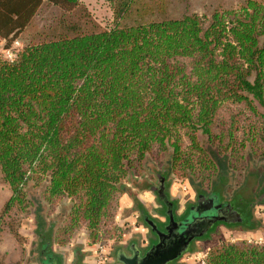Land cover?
<instances>
[{
    "label": "trees",
    "instance_id": "obj_1",
    "mask_svg": "<svg viewBox=\"0 0 264 264\" xmlns=\"http://www.w3.org/2000/svg\"><path fill=\"white\" fill-rule=\"evenodd\" d=\"M105 2L107 24L84 0H0L5 48L23 43L0 57V264L82 228L120 244L128 183L148 189L136 173L165 155L200 192L264 193V0ZM204 248L205 264H264V240Z\"/></svg>",
    "mask_w": 264,
    "mask_h": 264
},
{
    "label": "flooded vegetation",
    "instance_id": "obj_2",
    "mask_svg": "<svg viewBox=\"0 0 264 264\" xmlns=\"http://www.w3.org/2000/svg\"><path fill=\"white\" fill-rule=\"evenodd\" d=\"M150 175H152V174L150 173ZM139 178H142V177L140 176ZM167 178H168V172H164V174L159 173L158 174V185L159 184L161 185V182L164 181L165 192L169 195L171 202H173L175 204V214H176V218L178 221L181 220L182 218L189 217V215L192 214V211H194L192 208L194 206H197V204H199V201L201 203V210L209 208V205H207L205 200H203V198H202L203 195H205L208 199L213 198L215 200L214 205H211L213 210L216 209L215 208L216 206L220 207L222 204L231 203L233 205V207L235 209L239 210V212L243 216L242 220L238 223L239 225L227 226L224 223L215 224L212 227V229L208 231L207 235L205 236L206 238L195 240L193 242L192 246L189 248V250L187 251V253H185L184 256H182L181 258H179L178 260H176L174 262H171L170 264H178L181 260H184V257H187V255H190V254L192 255L194 252L193 248L195 246H200L201 244H205L204 242H206L208 240L210 241L211 238L219 232V230L221 229L220 227H222V226L224 228H228V230L234 231L235 233H244V232L250 233V232H253L254 230L259 229V227L255 228V229L246 228L243 226V222L244 223L248 222V220H247L248 214L253 215V217H254L253 220H255V218L257 220L261 219V217H258L255 214V208L258 207V203L264 198V193H262L260 196H258V199L252 198L254 195L253 194V195H251V197L249 199L245 200V197H247V195H249V193L246 192V193H243L242 196H240V199L236 200V199L230 198L229 200H222L216 194H208V191L200 192L199 190H196L195 191L196 192L195 197L194 198L191 197V198L187 199L186 194L181 190H178V192L176 194H173V192L171 191L173 185L170 187V183H168ZM149 180L150 179L146 176L144 181H149ZM144 181H143L142 185L144 184L145 186H147L146 182L144 183ZM149 185L150 186H147L148 189L140 190L135 185H133L131 182L128 183V186L131 188L132 191H134V192H132L131 196L135 197V201L137 200L138 196L140 197V198L138 197L140 203H138V201H136L135 207L130 208L131 212L134 213L132 216L134 219H136V221H137V219H139V221H140L143 214L149 215L150 217H152L157 222V224H159L161 226V228L163 227V230H165L164 226H166L168 224V216H167V210H166V207L164 206V204H161L159 202V199L157 198V200L155 199L156 204L160 203L162 205V206H160L161 208H159V204L156 205L154 201H152L149 204V206H147V200L142 199V197H141V195H143L144 192H146V191L150 192L151 194L154 192L152 190V187H155V186H153L152 184H149ZM138 204H139V206H138ZM141 205L143 207H141ZM131 226H134V223ZM263 226H260V228L263 229L264 228ZM128 227H129V224H128ZM147 229H149V228H147ZM147 233H148L147 236L145 238H143V240L145 241L144 243H146V245H148L153 239H155V236L152 234L150 229L148 230ZM76 243H77V240L73 241L70 245H68V249H66L67 250L66 253H68L70 256H72L73 254L74 255L77 254L79 256L77 258L78 260H76L75 262L73 259L69 258L67 260V263H65L64 258L61 254L56 255V254L51 252V244L52 243L49 242L50 248L49 247L47 248V250L45 251V254L41 258L39 257L40 259L35 260V264H58L59 261L57 260V258H59L62 261V264H64V263L65 264H93V250H94L95 246L91 245L87 239L82 240L81 241L82 244L80 246L77 245ZM76 245L79 248H75ZM119 248H121L123 250V252H125L127 255H131V252L128 249L127 242L125 240H122L120 244L116 243L113 250H111L106 264H120L118 261L117 254H116V250H118ZM145 248L146 247H144L143 249H145Z\"/></svg>",
    "mask_w": 264,
    "mask_h": 264
},
{
    "label": "water",
    "instance_id": "obj_3",
    "mask_svg": "<svg viewBox=\"0 0 264 264\" xmlns=\"http://www.w3.org/2000/svg\"><path fill=\"white\" fill-rule=\"evenodd\" d=\"M152 190L157 194L159 202L166 207L168 216V224L164 226L166 231L152 217L144 215L143 221L155 239L145 249L132 245L129 249L131 255L118 250L116 254L120 264H170L184 256L193 242L205 237L215 224L224 223L231 226L238 224L243 218L231 203L216 206L213 210L211 205H214L215 200L203 195L202 198L209 208L201 210L199 201V204L192 208L194 211L189 217L178 221L175 204L165 192L164 181L159 188L152 187Z\"/></svg>",
    "mask_w": 264,
    "mask_h": 264
},
{
    "label": "rangeland",
    "instance_id": "obj_4",
    "mask_svg": "<svg viewBox=\"0 0 264 264\" xmlns=\"http://www.w3.org/2000/svg\"><path fill=\"white\" fill-rule=\"evenodd\" d=\"M84 1L89 5V7L93 11L94 15L96 16V18L102 24H107V22L111 18V12H110V10L108 8V5L106 4L105 0H84ZM18 40L21 42V45L18 48L21 49L23 43H22L21 39H18ZM7 56H8L7 55V49L4 46V41L0 42V57L9 60V58ZM165 156H163V158L161 159V162H146V164L147 165L148 164L151 165L153 167V169L155 168L156 170H159L158 172L157 171H153V173L151 172L152 175H150V171H148L146 173L145 169L142 172L141 171H137L136 176L138 178L137 181H138L139 184H142L143 181L145 180V179H142V178H139V177L142 174H145L150 180L149 181H144V183L146 182L147 186H150L149 184H152L156 188H159L160 184L158 185V174L159 173H163L164 174V172H168V169L170 168V165H168V163L165 162L166 161V157ZM255 178H257V177H255ZM167 179H168L167 180L168 183H170V187L173 185L172 186V190H171L172 192L175 190L173 192V194H176L178 192V190H181V191H183L186 194V196H187L186 198L187 199L191 198V197L192 198L195 197V193H196L195 191L198 190V189H197V187L195 188V186H193V184L191 183L190 178L188 176H182L178 172L173 170V171L168 172V178ZM246 183H247L248 187H252L253 183L251 181L248 180V181H246ZM204 189H206L207 191L210 190V188L208 186L204 187ZM233 189H235V188H233ZM233 189L229 190V192H228L229 195L232 194ZM131 192H134V191H131ZM144 194L147 196V199H146L147 200V206H149V204L152 201H154L155 204H156L155 199L157 200L158 196H157V194L155 192H153L151 194L150 192L146 191V192H144ZM120 202H121V208H120L119 213H118L117 222L119 224H121L124 228H127V232L124 234V237L122 238V240H124L127 233L131 234L132 232H134V229H133L134 226H131V225L134 223V220H136V219L133 218L132 215L134 213L131 212L130 208L135 207L136 201H135V197L134 196L124 194L122 196ZM131 202H132L133 205L131 204ZM158 204H159V208H161L160 206H162V205L160 203H157L156 205H158ZM129 205H132V207L129 206ZM61 210H62V206L59 207L58 209H56V211H54L55 212L54 215H58L61 212ZM255 214L258 217H261V218L264 219V205L256 207L255 208ZM136 223L137 224L140 223L139 219H137ZM128 224H129V227H128ZM138 227H140V226H138ZM220 228L221 229L219 230V232L216 235H214L211 238V240H210V244L213 245V246L215 245V243H218V242H220L222 240H226V239H229V238H230V240L231 239H239V238H251V240L255 239V240H258V241L264 240V235L261 232L264 228L261 229L259 227L258 230H254L255 232L253 231V232H250V233H247V232L238 233L240 235H238L237 233H236L237 235H233L232 233L234 231L228 230V228H224L223 226L220 227ZM21 232L26 235V243L24 245L25 248H26V252L28 254L32 253L33 248L35 246V244H34L35 237H34V235L32 233V227L30 226V221H29V223L27 225H24L22 227ZM135 232H136V230H135ZM230 232H232V233H230ZM83 234H84V236L86 235V230L82 228V229L78 230L75 233V235L73 236L74 240H77L76 244L79 245V246L82 244L81 241L83 240ZM223 237H227V238L223 239ZM77 245H76L75 248H79ZM115 245H116L115 242L112 241V245H111L112 250H113ZM66 249H68L67 246L60 247V246L54 244L53 242L51 244V252L56 254V255L57 254H61L63 256V258H64L65 263H67V260L69 258L73 259L74 262L76 260H78L77 258L79 256L77 254L76 255L73 254L72 256H70L68 253H66L67 252ZM203 252L201 251L200 253L198 252L196 254L187 255L186 258L191 262L190 264H201V262H200L201 260H198V259H200L202 257ZM30 256H32V255L29 254L27 261H25L23 264H35V260H33Z\"/></svg>",
    "mask_w": 264,
    "mask_h": 264
},
{
    "label": "crops",
    "instance_id": "obj_5",
    "mask_svg": "<svg viewBox=\"0 0 264 264\" xmlns=\"http://www.w3.org/2000/svg\"><path fill=\"white\" fill-rule=\"evenodd\" d=\"M175 191V190H174ZM173 191V192H174ZM139 197V196H138ZM138 197H137V200L136 201H138V203H140V201H139V199H138ZM141 197H142V199H147V196L145 195V194H143V195H141ZM140 198V197H139ZM143 203V202H142ZM131 204H132V202H131ZM133 205V204H132ZM132 205H129V206H131L132 207ZM139 205V204H138ZM128 206V207H129ZM144 215L145 214H143V216H142V218H141V220H140V223L139 224H137L136 222V220H134V227H133V229H134V232H132L131 234L130 233H127L126 234V236H125V241L127 242V244H128V249H130V247L132 246V245H136V246H138V247H140V248H144V247H147L148 245H146V243H144L145 241L143 240V238H145L146 236H147V232H148V227L145 225V223H144V221H143V217H144ZM121 217V216H120ZM119 217V218H120ZM127 220V219H126ZM138 226H140V227H138ZM147 227V228H146ZM135 230H136V232H135ZM262 232V234L264 235V229L261 231ZM230 233H232V232H230ZM233 235H237L235 232H233L232 233ZM225 235V234H224ZM238 235H240V234H238ZM221 237V236H220ZM227 237H223V239H226ZM86 239V235L84 236V234H83V240H85ZM230 239V238H229ZM239 239H241V238H239ZM248 239H250L251 240V238H248ZM231 240H235V239H231ZM258 241V240H257ZM205 244H201L200 246H197L198 248L194 251V253L193 254H196V253H200L201 251L203 252V251H206V249L204 248V246H207L208 248H210V247H213V245H211L210 244V241L208 240V241H206V242H204ZM219 243V242H218ZM218 243H215V245L216 244H218ZM214 245V246H215ZM68 247V246H67ZM118 250H122L121 248H119ZM123 251V250H122ZM191 262L185 257L184 258V260H181L178 264H190Z\"/></svg>",
    "mask_w": 264,
    "mask_h": 264
},
{
    "label": "built area",
    "instance_id": "obj_6",
    "mask_svg": "<svg viewBox=\"0 0 264 264\" xmlns=\"http://www.w3.org/2000/svg\"><path fill=\"white\" fill-rule=\"evenodd\" d=\"M4 40L0 38V42ZM21 45V42L17 39L14 41L12 48L7 49V57L9 60H14L18 56V48ZM114 242V241H113ZM112 240L105 241L97 244L93 250V264H106L109 254L112 250L111 248ZM200 257V256H199ZM198 257V258H199ZM207 257V251H204L202 257L198 260H201V264H205V259Z\"/></svg>",
    "mask_w": 264,
    "mask_h": 264
}]
</instances>
